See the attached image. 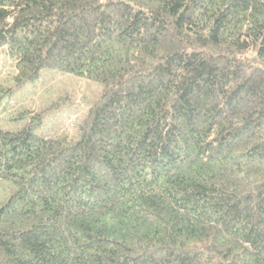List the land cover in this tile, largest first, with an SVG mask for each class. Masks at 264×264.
Wrapping results in <instances>:
<instances>
[{"label":"trees","instance_id":"16d2710c","mask_svg":"<svg viewBox=\"0 0 264 264\" xmlns=\"http://www.w3.org/2000/svg\"><path fill=\"white\" fill-rule=\"evenodd\" d=\"M4 57L0 103L102 89L72 133L0 123V264H264V0H0Z\"/></svg>","mask_w":264,"mask_h":264},{"label":"rangeland","instance_id":"374dc122","mask_svg":"<svg viewBox=\"0 0 264 264\" xmlns=\"http://www.w3.org/2000/svg\"><path fill=\"white\" fill-rule=\"evenodd\" d=\"M13 72L14 60L11 57L0 59V94L5 86L3 84L10 83L6 80H9ZM101 89L102 86L93 80L46 69L39 79L15 87L10 98H5L3 103H0V123L21 108L35 112L51 104L55 106L48 112L50 115L44 117L35 131L41 135H52L67 129L72 133L73 124L85 113L90 103L100 94ZM14 123L12 121L10 127L21 125L19 122ZM10 187L8 184L0 183V203L11 194ZM42 216L43 214L39 219Z\"/></svg>","mask_w":264,"mask_h":264}]
</instances>
